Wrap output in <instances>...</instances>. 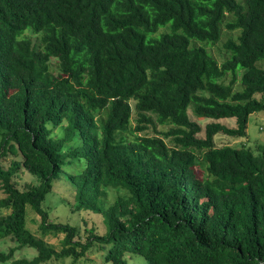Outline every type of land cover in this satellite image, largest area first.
Here are the masks:
<instances>
[{
  "label": "trees",
  "instance_id": "obj_1",
  "mask_svg": "<svg viewBox=\"0 0 264 264\" xmlns=\"http://www.w3.org/2000/svg\"><path fill=\"white\" fill-rule=\"evenodd\" d=\"M224 23L239 35L219 64L192 40L217 44ZM260 60L264 0H0V160L19 157L0 163V243L16 244L0 264L27 248L12 264L88 263L94 249L104 264H264V146H216L264 112ZM189 110L214 122L203 131ZM72 166L74 211L106 227L85 241L43 207ZM20 173L37 183L22 190ZM109 189L124 192L110 205Z\"/></svg>",
  "mask_w": 264,
  "mask_h": 264
},
{
  "label": "rangeland",
  "instance_id": "obj_2",
  "mask_svg": "<svg viewBox=\"0 0 264 264\" xmlns=\"http://www.w3.org/2000/svg\"><path fill=\"white\" fill-rule=\"evenodd\" d=\"M226 23V22H225ZM225 23L222 26V36L221 40L215 44L211 45V43H204L197 40H192V46H207V50L211 53V55L218 61L219 64H222L229 56L227 51L224 48V44L227 42L228 39H236L239 35L238 31L228 32L225 27ZM169 27V26H168ZM167 30V26L162 27L160 31ZM33 41H36V35H32ZM211 45V46H210ZM56 60H53V66L55 65ZM259 68L264 69V60H260L257 63ZM55 67V66H54ZM241 73V72H240ZM240 75V74H239ZM224 82H230V75L224 79ZM240 85L235 87L236 90H239ZM132 106H134V102H132ZM189 116L193 121H197L201 124L203 131H205V127L207 124L214 122L212 120H204L198 119L193 113L192 110H189ZM133 117L135 118L136 115L134 114ZM218 123L224 124L230 128L236 127V119H221L217 121ZM136 125V123H134ZM53 129V127H51ZM169 129L167 126H158L157 129L150 128L147 132L139 133L140 136L148 135V136H155L161 132H165ZM63 134V130L60 127L53 129L54 136H61ZM161 136V135H160ZM200 137H204V132L200 135ZM1 140V139H0ZM166 142L171 145L169 139H166ZM216 146L218 148L224 146H232L235 148H241L243 146L251 148L254 152H257V148L260 146H264V112L253 114L250 117L247 129V136L244 138H232L223 134H219L216 137ZM19 159L18 156H14L9 154L7 157L0 160V163L7 168L10 165L12 160ZM78 170V167L72 166L69 169H66L64 175L61 177L60 180L56 181L54 184L53 192L47 197L43 207L49 211L51 221L55 223H62V224H70L74 227H77L80 230V234L83 237V241H85L88 231L90 229L96 228L99 233H104L106 231V227L103 223V220L100 216L92 214V213H84V212H75L73 204L74 203V196L75 190L72 182L69 180L68 174L74 173ZM19 188L22 190L26 189V187L31 183H37L35 177L27 174V173H20L18 177L15 178ZM124 194L123 191H118L114 189H109V198L107 199V204H112L118 195ZM4 197L3 192L0 190V199ZM29 212H32L29 209ZM29 227L31 230L38 234V223L35 220V217L32 214H29ZM46 239L47 242L54 245L57 249L61 247L62 241L59 237L54 235H48ZM16 244L7 239L0 243V252L8 253L9 250L15 247ZM36 251L32 249H22L18 250L14 254V258L5 264H12L13 261L20 260V259H28L32 260L36 256ZM90 262H74L72 259H65V260H52L45 264H104V259L100 256V253L97 249H94L89 254ZM130 264H147L146 260L139 256H133L130 260Z\"/></svg>",
  "mask_w": 264,
  "mask_h": 264
}]
</instances>
